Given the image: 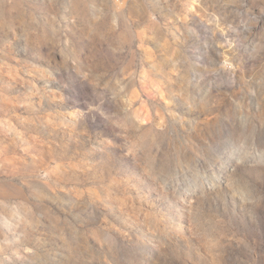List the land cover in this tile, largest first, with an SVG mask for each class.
Segmentation results:
<instances>
[{"label": "rangeland", "instance_id": "1", "mask_svg": "<svg viewBox=\"0 0 264 264\" xmlns=\"http://www.w3.org/2000/svg\"><path fill=\"white\" fill-rule=\"evenodd\" d=\"M0 264H264V0H0Z\"/></svg>", "mask_w": 264, "mask_h": 264}]
</instances>
